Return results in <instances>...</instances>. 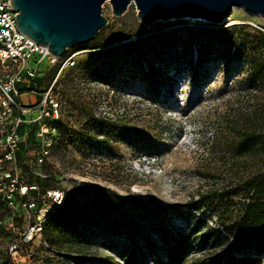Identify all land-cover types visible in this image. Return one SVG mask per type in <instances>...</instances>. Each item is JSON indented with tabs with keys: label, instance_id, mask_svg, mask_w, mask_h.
Returning <instances> with one entry per match:
<instances>
[{
	"label": "rangeland",
	"instance_id": "1",
	"mask_svg": "<svg viewBox=\"0 0 264 264\" xmlns=\"http://www.w3.org/2000/svg\"><path fill=\"white\" fill-rule=\"evenodd\" d=\"M137 13L132 2L115 15L106 0L108 24L93 39L40 65L41 87L59 75L53 145L40 161L38 125L27 122L4 167L64 190L70 218L43 228L48 246L27 243L26 197L15 209L0 200V264H264V245L242 227L251 196L264 201L247 182L264 179L262 167L233 146L237 129L264 122V16L237 6L235 23L146 25ZM239 24L249 27L230 39L224 30Z\"/></svg>",
	"mask_w": 264,
	"mask_h": 264
},
{
	"label": "built area",
	"instance_id": "2",
	"mask_svg": "<svg viewBox=\"0 0 264 264\" xmlns=\"http://www.w3.org/2000/svg\"><path fill=\"white\" fill-rule=\"evenodd\" d=\"M17 13L11 0H0V200L15 209L19 205L17 197H26L22 205L34 211L35 220L22 232L23 241L28 243L38 238L48 246L42 237L44 222L65 202L64 190L50 188L42 191L37 183H25L4 165L16 161L24 140L21 127L27 122L38 125L36 135L43 146L40 161L50 153L53 137H49L48 132L57 133L63 107L60 93L56 92L59 75L41 87L39 82L43 73L40 65L54 63L57 57L19 30L15 20ZM70 60L71 56L62 60L59 73ZM23 93L39 95V98L34 103L25 104L21 100ZM19 248L20 242L14 239L10 250L17 253Z\"/></svg>",
	"mask_w": 264,
	"mask_h": 264
},
{
	"label": "water",
	"instance_id": "3",
	"mask_svg": "<svg viewBox=\"0 0 264 264\" xmlns=\"http://www.w3.org/2000/svg\"><path fill=\"white\" fill-rule=\"evenodd\" d=\"M106 0H11L17 27L48 48L54 57L71 46L93 39L108 24L102 14ZM115 15H122L134 2L137 16L146 25L157 19L195 18L221 23L234 6L264 16V0H110Z\"/></svg>",
	"mask_w": 264,
	"mask_h": 264
},
{
	"label": "trees",
	"instance_id": "4",
	"mask_svg": "<svg viewBox=\"0 0 264 264\" xmlns=\"http://www.w3.org/2000/svg\"><path fill=\"white\" fill-rule=\"evenodd\" d=\"M249 26L245 24L232 25L224 31L229 33L230 39L239 41L240 31ZM264 37V31L258 29ZM40 85V82H39ZM38 89V86L36 87ZM237 142L233 145L234 151L241 155H255L259 159L258 164L262 169L258 172L264 175V122L252 123L250 127L237 129ZM257 175V177H258ZM264 178V177H263ZM248 185L252 187L255 193H259L264 188V179L257 181V178L250 179ZM70 205L64 202L54 212L50 213L47 221L44 222V230L56 228L69 222ZM56 222V223H55ZM244 232L252 235L258 244L264 245V201H261L255 195L251 196L250 201L245 206L244 217L242 220Z\"/></svg>",
	"mask_w": 264,
	"mask_h": 264
},
{
	"label": "bare ground",
	"instance_id": "5",
	"mask_svg": "<svg viewBox=\"0 0 264 264\" xmlns=\"http://www.w3.org/2000/svg\"><path fill=\"white\" fill-rule=\"evenodd\" d=\"M109 1H110V0H109ZM235 7H237V6H234V7L232 8V10H231L230 13H233V12H234ZM241 7H242V6H241ZM230 13H229V15L226 17V19H229V21H230L231 23H235V22H237L238 19H237V18H234V17H232V16H230Z\"/></svg>",
	"mask_w": 264,
	"mask_h": 264
},
{
	"label": "crops",
	"instance_id": "6",
	"mask_svg": "<svg viewBox=\"0 0 264 264\" xmlns=\"http://www.w3.org/2000/svg\"><path fill=\"white\" fill-rule=\"evenodd\" d=\"M23 95H26V96H27V98H28V103H34V101H33V95H35V94L23 93L22 96H23ZM22 96H21V97H22ZM35 96H37V95H35ZM35 96H34V97H35ZM37 97H38V96H37ZM23 102H24V101H23Z\"/></svg>",
	"mask_w": 264,
	"mask_h": 264
}]
</instances>
